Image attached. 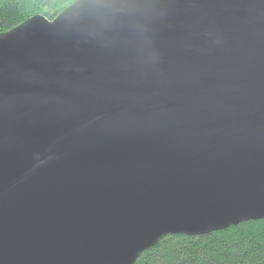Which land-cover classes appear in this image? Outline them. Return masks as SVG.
Instances as JSON below:
<instances>
[{"label": "water", "instance_id": "obj_1", "mask_svg": "<svg viewBox=\"0 0 264 264\" xmlns=\"http://www.w3.org/2000/svg\"><path fill=\"white\" fill-rule=\"evenodd\" d=\"M257 221L264 0H77L0 34V264Z\"/></svg>", "mask_w": 264, "mask_h": 264}, {"label": "trees", "instance_id": "obj_2", "mask_svg": "<svg viewBox=\"0 0 264 264\" xmlns=\"http://www.w3.org/2000/svg\"><path fill=\"white\" fill-rule=\"evenodd\" d=\"M26 0H0V34L27 20ZM69 0H35L59 10ZM135 264H264V221L243 223L203 237L168 236Z\"/></svg>", "mask_w": 264, "mask_h": 264}, {"label": "rangeland", "instance_id": "obj_3", "mask_svg": "<svg viewBox=\"0 0 264 264\" xmlns=\"http://www.w3.org/2000/svg\"><path fill=\"white\" fill-rule=\"evenodd\" d=\"M75 1L77 0H69L67 4H65L61 9L59 10H52L49 11L47 8H44L38 4L35 3V0H26L24 3V9L27 10L25 11V16L27 19L32 18L34 16H42L48 21H53L62 11L67 9L70 5H72Z\"/></svg>", "mask_w": 264, "mask_h": 264}]
</instances>
